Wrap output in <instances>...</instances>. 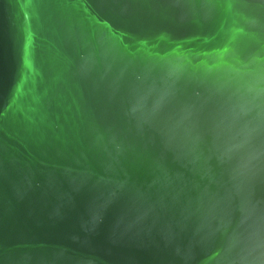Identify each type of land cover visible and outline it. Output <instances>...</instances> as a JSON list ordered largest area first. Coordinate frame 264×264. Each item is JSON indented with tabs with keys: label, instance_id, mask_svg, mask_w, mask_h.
<instances>
[{
	"label": "water",
	"instance_id": "1",
	"mask_svg": "<svg viewBox=\"0 0 264 264\" xmlns=\"http://www.w3.org/2000/svg\"><path fill=\"white\" fill-rule=\"evenodd\" d=\"M0 264H264V0H0Z\"/></svg>",
	"mask_w": 264,
	"mask_h": 264
}]
</instances>
